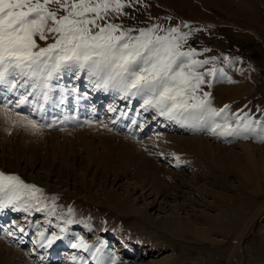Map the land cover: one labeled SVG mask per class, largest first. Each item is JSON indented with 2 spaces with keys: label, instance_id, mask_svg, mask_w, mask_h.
<instances>
[{
  "label": "rangeland",
  "instance_id": "obj_1",
  "mask_svg": "<svg viewBox=\"0 0 264 264\" xmlns=\"http://www.w3.org/2000/svg\"><path fill=\"white\" fill-rule=\"evenodd\" d=\"M122 3L97 23L188 33L180 50L197 54L185 63L209 61L195 95L229 107L170 119L75 65L0 84V172L41 190L0 204V264H264V96L243 70L264 47V0ZM45 36L34 51L59 34Z\"/></svg>",
  "mask_w": 264,
  "mask_h": 264
},
{
  "label": "snow or ice",
  "instance_id": "obj_2",
  "mask_svg": "<svg viewBox=\"0 0 264 264\" xmlns=\"http://www.w3.org/2000/svg\"><path fill=\"white\" fill-rule=\"evenodd\" d=\"M53 4L57 8L49 7ZM122 7V0H0V84L11 82L24 88L29 80L48 81L61 69L75 65L87 69L104 88L140 96L144 98V110L154 108L170 119L187 118L196 112L215 116L224 113L228 105L219 110L208 106L209 93L204 92V99L195 95L205 83L204 73L195 69L209 61L188 59L185 63V58L197 54L195 49L180 50V42L187 39L188 33L169 28L166 35H157L159 26L153 25L131 35V29L121 30L120 25L97 23L109 12L119 13ZM49 21L52 27H47ZM96 28L99 30L94 31ZM45 31L59 36L55 43L34 51L37 47L34 36L39 34L45 40ZM209 72L214 73L215 69ZM12 77L16 79L10 81ZM26 102L27 97L21 96L15 107ZM22 119L34 129L37 127L35 120ZM249 126L250 122L245 121L243 127ZM222 134L239 135V132L228 129ZM40 191L19 176L0 172V204L4 199L11 203L24 196L35 198ZM57 239L53 235L47 238V243L51 245ZM81 246L87 247L82 241L73 245Z\"/></svg>",
  "mask_w": 264,
  "mask_h": 264
},
{
  "label": "crops",
  "instance_id": "obj_3",
  "mask_svg": "<svg viewBox=\"0 0 264 264\" xmlns=\"http://www.w3.org/2000/svg\"><path fill=\"white\" fill-rule=\"evenodd\" d=\"M232 42L233 41H231V43ZM246 54L247 56L245 60H247L248 63L246 66H244L243 70L247 74L250 73L254 77L253 82H259V86L256 87L255 91L257 95L263 97L264 95L262 94V91L264 86V47H262L261 49H257L254 47L250 49ZM258 112L264 114V104L260 106Z\"/></svg>",
  "mask_w": 264,
  "mask_h": 264
},
{
  "label": "bare ground",
  "instance_id": "obj_4",
  "mask_svg": "<svg viewBox=\"0 0 264 264\" xmlns=\"http://www.w3.org/2000/svg\"><path fill=\"white\" fill-rule=\"evenodd\" d=\"M176 218H177V217H176ZM176 218H175V219H176ZM176 222H177V221H176ZM177 223H178V222H177ZM237 248L239 249L240 247L238 246Z\"/></svg>",
  "mask_w": 264,
  "mask_h": 264
}]
</instances>
